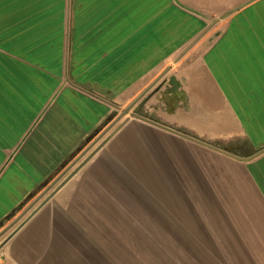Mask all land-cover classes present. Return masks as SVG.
Returning a JSON list of instances; mask_svg holds the SVG:
<instances>
[{
    "label": "crops",
    "instance_id": "1",
    "mask_svg": "<svg viewBox=\"0 0 264 264\" xmlns=\"http://www.w3.org/2000/svg\"><path fill=\"white\" fill-rule=\"evenodd\" d=\"M98 134L0 264H264V0H0V231Z\"/></svg>",
    "mask_w": 264,
    "mask_h": 264
},
{
    "label": "rangeland",
    "instance_id": "2",
    "mask_svg": "<svg viewBox=\"0 0 264 264\" xmlns=\"http://www.w3.org/2000/svg\"><path fill=\"white\" fill-rule=\"evenodd\" d=\"M245 1L248 0H235L236 5H239ZM119 121L113 120L112 122H110L108 124V129H107V133H109L113 128L116 127V125L118 124ZM104 136L101 137V135H97V137H92L90 138L85 145H83L79 151H77L78 153H76L69 161H67L63 167V169H61L60 173L54 178L52 179V181H50L48 183V185L41 191V193L35 198V201L33 202L31 207H27L26 209H22L19 212L14 213V215L11 217V219H9V221L7 222V224L5 225L4 228L1 229L0 231V246L2 243H4L7 238L14 232V230L21 224V222L24 220L25 216L36 206H39L40 204H42L50 195L53 191H55V189L71 174L74 173V175L64 184L66 185L79 171L80 169L86 164H84L82 167L79 168V166L81 165V163L86 159V157L94 150L96 149L104 140ZM97 153V152H96ZM95 153V154H96ZM94 154V155H95ZM93 155V156H94ZM79 168V169H78ZM57 181L55 184L54 182ZM52 184H54L53 187ZM63 185V186H64ZM62 186V187H63ZM61 187V188H62ZM59 188V189H61ZM58 189V190H59ZM57 190V191H58ZM56 191V192H57ZM55 192V193H56ZM50 193V194H49ZM54 193V194H55ZM49 194V195H48ZM48 195V196H47ZM45 196H47L45 198ZM53 196V195H52ZM51 196V197H52ZM50 197V198H51ZM45 198V199H44ZM28 209L27 212H25Z\"/></svg>",
    "mask_w": 264,
    "mask_h": 264
},
{
    "label": "water",
    "instance_id": "3",
    "mask_svg": "<svg viewBox=\"0 0 264 264\" xmlns=\"http://www.w3.org/2000/svg\"><path fill=\"white\" fill-rule=\"evenodd\" d=\"M126 112H128V110H126ZM135 115H137V116H140L139 114H135ZM116 122V121H115ZM104 136V134L101 136V137H103ZM109 138V137H108ZM108 138H106L96 149H94L87 157H86V159L81 163V165L79 166V168L80 167H82L85 163H87L92 157H93V155L107 142V140H108ZM78 168V169H79ZM74 175V173H71L56 189H55V191H53L52 193H51V195L45 200V201H47L48 199H50V197L52 196V195H54V193L59 189V188H61L72 176ZM57 181H55L54 182V184L56 183ZM54 184H52V186L51 187H53L54 186ZM44 201V202H45ZM43 202V203H44ZM28 211V209L25 211V212H27Z\"/></svg>",
    "mask_w": 264,
    "mask_h": 264
}]
</instances>
